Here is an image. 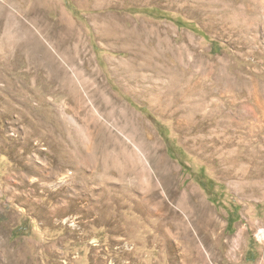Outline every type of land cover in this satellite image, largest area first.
Returning <instances> with one entry per match:
<instances>
[{
  "label": "rangeland",
  "instance_id": "rangeland-1",
  "mask_svg": "<svg viewBox=\"0 0 264 264\" xmlns=\"http://www.w3.org/2000/svg\"><path fill=\"white\" fill-rule=\"evenodd\" d=\"M42 18L74 39L0 62V264H263L264 0H0V44Z\"/></svg>",
  "mask_w": 264,
  "mask_h": 264
},
{
  "label": "bare ground",
  "instance_id": "bare-ground-1",
  "mask_svg": "<svg viewBox=\"0 0 264 264\" xmlns=\"http://www.w3.org/2000/svg\"><path fill=\"white\" fill-rule=\"evenodd\" d=\"M25 1V0H24ZM26 3V2H25ZM22 4V3H21ZM24 5V4H23ZM25 6V5H24ZM27 6V5H26ZM4 7V6H3ZM23 7V6H22ZM21 7V8H22ZM27 8V7H26ZM7 9V8H6ZM36 9V8H35ZM25 11V10H23ZM33 12V11H32ZM31 12V13H32ZM24 13V12H23ZM28 14V13H27ZM4 15V14H3ZM23 15V14H22ZM29 15V14H28ZM31 15V14H30ZM29 15V16H30ZM38 15V14H37ZM2 16V15H1ZM5 16V15H4ZM20 16V15H18ZM28 16V17H29ZM3 17V16H2ZM1 17V18H2ZM25 17V16H24ZM36 17V16H35ZM42 17V16H41ZM22 18V17H21ZM3 19V18H2ZM19 19V18H18ZM28 19V18H27ZM61 20V19H60ZM5 21V20H4ZM51 21V20H50ZM63 21V20H61ZM1 22V21H0ZM60 22V21H59ZM69 23V22H68ZM1 24V23H0ZM4 26V25H3ZM136 26V25H135ZM134 26V27H135ZM15 28L11 31H8L5 39L2 41L0 44V62L1 65H3L6 68H9L8 75L11 76L12 72L15 74H18L17 70H22L23 68H28V70L24 71L23 73H19L17 75V78H19V75H24L25 81H30L33 80V75H37L39 78V82H42L44 79V74H47L52 81L56 78V75L60 74V65L57 63L56 59V54L53 50L57 52H63L65 53L67 51L68 45H70V39L65 38L67 35L64 30H66L68 27L67 25L62 23H52L47 19L42 18L41 20L38 19L36 21H32V25L25 24V23H17ZM67 27V28H66ZM143 27V26H142ZM3 29V28H2ZM140 29V28H139ZM143 29V28H142ZM140 29V30H142ZM136 30V29H134ZM130 31V30H129ZM140 32V31H139ZM138 32V33H139ZM1 34V33H0ZM136 34V32H135ZM74 38H72L73 41ZM71 41V42H72ZM169 42V39H167ZM170 43V42H169ZM166 43V44H169ZM165 45V44H164ZM169 46V45H168ZM72 47V46H71ZM74 47V46H73ZM77 48V47H76ZM75 48V49H76ZM79 48V47H78ZM71 49V48H70ZM175 49V48H174ZM69 51V50H68ZM73 51V50H71ZM184 51V50H183ZM80 52V51H79ZM83 52V51H82ZM72 53V52H71ZM58 54V53H57ZM74 54V53H73ZM60 55V54H59ZM186 55V54H185ZM64 56V55H62ZM67 56V54H66ZM75 58V57H74ZM69 59V58H68ZM75 62V60H73ZM77 61V60H76ZM191 65V64H190ZM13 67H17V69L11 70ZM30 68V69H29ZM12 71V72H11ZM62 73V72H61ZM193 74V73H191ZM199 76V75H198ZM196 76H191L189 78V82L195 81ZM210 76H208V73L204 72L201 74L200 78L196 80V84L200 83H206L209 81ZM226 77V76H225ZM224 78V77H223ZM35 79V78H34ZM231 81V80H230ZM43 83V82H42ZM39 84V83H38ZM195 84V85H196ZM204 85V84H203ZM38 86V85H37ZM36 86L37 89L38 87ZM200 86V85H199ZM205 86V85H204ZM25 90H21L25 94L27 92H30L29 90L31 89L29 84L27 86L23 87ZM226 92V91H225ZM207 93V92H206ZM215 94V93H214ZM226 94V93H225ZM210 97V95H209ZM208 99V96H207ZM238 106V105H237ZM241 106V105H240ZM243 106V105H242ZM239 109V108H238ZM246 109V108H242ZM222 111V109H221ZM233 112V111H232ZM230 112V113H232ZM246 112V111H245ZM223 113L229 114V112L224 111ZM241 113H243L241 111ZM247 113V112H246ZM234 114V113H233ZM245 114V113H243ZM248 114V113H247ZM251 114V113H250ZM236 115V114H235ZM234 115V116H235ZM240 115V114H239ZM242 116V115H241ZM245 114V118H246ZM249 116V114H248ZM247 116V117H248ZM232 115L230 116V118ZM236 117V116H235ZM238 117V116H237ZM235 119V118H234ZM244 119V118H243ZM241 119V122L242 120ZM225 122V121H224ZM234 122V121H233ZM227 123V122H226ZM232 123V122H231ZM235 123V122H234ZM183 124V123H182ZM241 124V123H240ZM227 127V126H225ZM241 127V126H240ZM239 127V128H240ZM225 130V128H223ZM223 130V131H224ZM230 130V129H229ZM188 131V130H187ZM226 131V130H225ZM28 144V143H27ZM169 185V183L167 184ZM124 191H127L124 188ZM194 194L195 191H192ZM148 193V192H147ZM147 193L145 194L146 197H143L138 201V209L141 212V215L143 219H151L153 215V211L158 213V208L153 210L151 207V203L153 202V199L155 198L152 193L150 195ZM171 196H175L174 193H171ZM155 201V200H154ZM161 207L164 204V202L160 203ZM120 207V206H119ZM165 208V206H164ZM160 209V208H159ZM203 209V207H202ZM202 211V210H200ZM211 215V214H210ZM212 217V215H211ZM148 221V220H147ZM216 223L218 226L220 225V221L216 220ZM126 226L124 225L119 229L121 232L126 231ZM162 230V229H161ZM186 230V229H185ZM166 232V231H165ZM126 233V232H125ZM168 236L171 239V234L170 232H166ZM185 234V241L187 243V248L194 253V258H197L200 260L203 264H208L207 263V257L203 253L202 249L207 247V244L202 240L201 246L198 244L199 241H197L196 235H193L191 232L186 231ZM264 236V232H262L261 237ZM164 240V239H163ZM240 240L238 241H230L229 244H237ZM189 254V253H188ZM186 255V254H185ZM212 255V254H211ZM231 264H237L238 262V252L237 251H232L231 253ZM210 259V258H209ZM209 262V261H208ZM264 264V263H263Z\"/></svg>",
  "mask_w": 264,
  "mask_h": 264
}]
</instances>
